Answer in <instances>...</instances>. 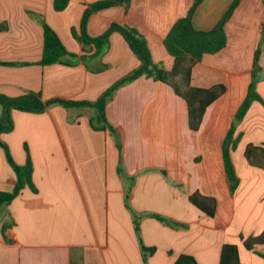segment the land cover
Wrapping results in <instances>:
<instances>
[{
  "label": "crops",
  "instance_id": "obj_1",
  "mask_svg": "<svg viewBox=\"0 0 264 264\" xmlns=\"http://www.w3.org/2000/svg\"><path fill=\"white\" fill-rule=\"evenodd\" d=\"M53 1L0 0V23L8 25L0 32V62L29 63L0 65V95L33 91L40 92L44 102H96L141 62L119 32L111 34L100 56L83 51L72 36L87 5L100 0H69L62 11L54 9ZM233 1L203 0L193 17L195 28L213 29ZM192 4L130 0L128 9L117 5L92 14L87 33L100 36L112 23L134 27L146 38L153 61L170 69L173 57L164 38ZM28 12L41 15L77 57L67 65H39L43 27ZM225 32L226 47L205 54L192 70L193 86L226 87L196 132L188 128L185 101L168 85L145 77L117 89L107 103L106 117L115 134L92 127L97 115L93 107L54 104L41 113L11 111L12 129L0 139L15 164L24 165L30 158L36 192L25 188L0 210V264H174L183 254L198 264H219L224 244L237 245L242 263L264 264L240 239L264 231V170L249 166L243 155L249 143L264 146L262 104L254 102L237 128L243 136L231 154L239 178L234 194L222 151L246 96L259 45L263 72L257 91L264 99L263 0H241ZM16 181L0 147V191L12 192ZM195 191L216 199L214 217L189 202ZM133 215L141 216L143 244L155 249L146 263ZM256 251L264 254V245Z\"/></svg>",
  "mask_w": 264,
  "mask_h": 264
},
{
  "label": "trees",
  "instance_id": "obj_2",
  "mask_svg": "<svg viewBox=\"0 0 264 264\" xmlns=\"http://www.w3.org/2000/svg\"><path fill=\"white\" fill-rule=\"evenodd\" d=\"M202 2L203 0H193V4L188 14L178 19L164 38V46L167 52L173 57V65L170 69H166L162 64L153 61L146 38L134 27L112 23L100 36L91 37L87 33V22L92 14L117 5H123L128 9L130 0H100L88 4L84 11L79 29L77 30L75 27L71 29L72 36L82 44L83 51L91 52V50H94L93 56L102 55L109 47V38L111 34L113 32H119L124 37L133 53L139 58L141 62L140 66L113 84L96 102L71 101L65 99H53L44 102L41 93L33 91L26 92L18 97L0 95V106L3 110V113L0 116V136L3 133L10 132L12 129L13 123L11 119V111L13 109L29 113H41L47 106L54 104L61 105L65 108L93 107L96 109L97 115L96 118L91 120L92 127L95 130H109L111 133L115 134L114 128L108 122L106 117V105L117 89L140 77L152 79L171 87L175 94L182 98L186 103L189 130L193 132L198 131L207 108L225 93L226 87L223 84L213 85L209 88L195 87L191 84L192 70L195 65L202 61L205 54H216L226 47L227 35L225 32V24L231 18L241 0H234L217 26L208 31L197 30L193 24L194 14ZM68 3L69 0H54V9L56 11H62L67 7ZM28 14L37 19L43 27L44 45L42 58L38 62L39 65L47 66L55 63L67 65L69 64L67 61L68 59H74L77 57L76 54L69 52L65 48L57 33L48 25L41 15L33 12H28ZM7 30V23H0V32ZM261 52L262 50L259 45L254 54L251 80L246 96L234 115L222 144L224 166L232 194H234L238 187L239 178L236 174L231 154L236 150L243 136L241 133L237 134V128L254 102H259L264 106V99L257 91V84L260 82L261 74L263 72L260 65ZM28 64L29 63L0 62V65L5 66H20ZM0 147L4 149L8 162L13 167L17 179L15 189L12 192L0 191L1 210L23 189L29 188L32 192H36V188L32 182L33 165L30 158L27 159L24 165H17L13 162L7 145L3 143L1 139ZM243 155L249 166L264 170L263 145L249 143L245 147ZM121 165L122 161H120V167ZM122 172L123 170L121 167L119 169V174H122ZM163 174L165 175L166 173L163 172ZM188 199L193 206L207 216H215L217 202L214 197L206 196L195 191L188 196ZM154 217L164 224L172 225L170 221L161 216L154 215ZM140 219L141 216L133 215L135 231L146 263L148 256L154 253L155 249L148 248L143 244L139 234ZM7 227L8 225H4L3 230L5 231ZM240 239L245 249L254 251L256 254L264 258V254L256 251L257 246L264 245V231L259 235L247 238L240 236ZM174 264H198V262L194 257L183 254L177 258ZM219 264H245L239 259L237 245H223Z\"/></svg>",
  "mask_w": 264,
  "mask_h": 264
},
{
  "label": "rangeland",
  "instance_id": "obj_3",
  "mask_svg": "<svg viewBox=\"0 0 264 264\" xmlns=\"http://www.w3.org/2000/svg\"><path fill=\"white\" fill-rule=\"evenodd\" d=\"M121 167H122V170L124 171V167H123V165H121ZM121 167H120V162H119L118 165H117L118 172H119V169H120ZM124 172H125V171H124Z\"/></svg>",
  "mask_w": 264,
  "mask_h": 264
},
{
  "label": "water",
  "instance_id": "obj_4",
  "mask_svg": "<svg viewBox=\"0 0 264 264\" xmlns=\"http://www.w3.org/2000/svg\"><path fill=\"white\" fill-rule=\"evenodd\" d=\"M218 28H219V26H218Z\"/></svg>",
  "mask_w": 264,
  "mask_h": 264
}]
</instances>
